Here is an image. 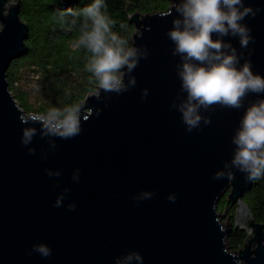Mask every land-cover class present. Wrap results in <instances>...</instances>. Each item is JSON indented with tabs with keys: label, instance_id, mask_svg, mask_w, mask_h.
<instances>
[{
	"label": "water",
	"instance_id": "obj_1",
	"mask_svg": "<svg viewBox=\"0 0 264 264\" xmlns=\"http://www.w3.org/2000/svg\"><path fill=\"white\" fill-rule=\"evenodd\" d=\"M166 1L164 11L128 15L129 46L147 53L131 73L136 85L99 98L94 87L78 103L80 133L53 138V149L39 123H22L39 115L25 114L8 90L5 70L27 51V25L17 0H0V264H115L133 251L142 264H264V225L242 201L252 180L235 168L231 178H213L231 160L244 109L214 106L203 113L211 123L186 131L170 106L183 93L180 57L167 35L181 0ZM245 3L257 10L244 21L252 42L241 49L237 38L224 39L243 52L241 63L249 61L264 76V0ZM257 96L250 93L245 105ZM26 127L37 129L28 146L21 143ZM46 169L60 175L49 176ZM77 169L78 182L72 179ZM65 187L70 191L56 207ZM141 191L153 195L137 202ZM222 196L235 205L232 222L223 225L225 212L216 209ZM69 202L75 209L68 210ZM231 227L245 234L234 251L226 245ZM39 243L51 249L50 256L33 250Z\"/></svg>",
	"mask_w": 264,
	"mask_h": 264
},
{
	"label": "clouds",
	"instance_id": "obj_2",
	"mask_svg": "<svg viewBox=\"0 0 264 264\" xmlns=\"http://www.w3.org/2000/svg\"><path fill=\"white\" fill-rule=\"evenodd\" d=\"M106 8L104 0H92L83 8L69 9L60 16L61 23L77 33L73 48L85 54V70L91 74L89 81L97 87L98 98L101 93L120 94L134 87L136 79L131 73L147 55L146 51L129 46L128 40L114 31L115 21ZM256 11L245 0H181L175 5L177 16L167 33L174 44L173 55L180 57L176 70L183 93L170 106L181 114L186 131L211 123L210 117L203 113L214 106L244 109L232 136L231 160L224 162L214 179L231 178L233 168L245 173L248 180L264 176V95H260L264 94V76L254 73L249 61L243 59L241 63L243 52L224 39L237 38L241 49L248 48L252 37L244 21L254 17ZM250 93L258 94L259 98L245 105ZM147 94V89L143 90L142 98ZM81 112L82 106L66 104L23 119L22 123H39L41 137L48 138L49 146L54 149L53 138L70 139L80 133ZM36 134L35 127H26L21 143L30 145ZM35 151L34 147H28L30 154ZM46 172L49 176L60 175L59 170L46 169ZM72 179L79 181V169L73 172ZM69 191L65 187L57 195L56 207L62 206ZM152 195L150 191H141L135 200L139 202ZM168 199L174 202L176 197L169 194ZM75 207L74 202L67 204L68 210ZM33 250L43 257L51 255V249L43 243L33 245ZM142 261L139 253L133 251L117 257L115 264H142Z\"/></svg>",
	"mask_w": 264,
	"mask_h": 264
},
{
	"label": "trees",
	"instance_id": "obj_3",
	"mask_svg": "<svg viewBox=\"0 0 264 264\" xmlns=\"http://www.w3.org/2000/svg\"><path fill=\"white\" fill-rule=\"evenodd\" d=\"M18 14L27 25L24 40L27 51L12 60L5 70L8 90L25 114L46 113L52 107L78 104L86 94L92 92L94 84L85 70V54L73 48L75 30L62 24L61 13L69 9L79 10L92 0H17ZM106 11L115 21L114 31L128 40L133 31L128 15L134 11L145 14L164 11L166 0H104ZM70 18V17H68ZM123 25V27H121ZM32 77V86L26 87L23 78ZM30 98H32L30 100ZM242 201L255 221L264 225V176L252 180L250 188L243 193ZM217 211L227 209L232 221L235 205H226L222 196ZM264 234V228H263ZM245 234L230 228L226 245L234 251L242 245Z\"/></svg>",
	"mask_w": 264,
	"mask_h": 264
},
{
	"label": "rangeland",
	"instance_id": "obj_4",
	"mask_svg": "<svg viewBox=\"0 0 264 264\" xmlns=\"http://www.w3.org/2000/svg\"><path fill=\"white\" fill-rule=\"evenodd\" d=\"M23 79H24V80H23L24 85H25L26 87L32 86V84H33V79H32V77H30V76H27V77H26V76H25ZM31 99H32V98H30V100H31ZM28 114L36 115L35 113H32V112H30V113H28ZM220 221H221L222 225L225 224V218H224V217H221Z\"/></svg>",
	"mask_w": 264,
	"mask_h": 264
},
{
	"label": "flooded vegetation",
	"instance_id": "obj_5",
	"mask_svg": "<svg viewBox=\"0 0 264 264\" xmlns=\"http://www.w3.org/2000/svg\"><path fill=\"white\" fill-rule=\"evenodd\" d=\"M219 200H220V199H219ZM218 202H219V201H218ZM217 204H218V203H217ZM224 212H225V213H224V216H223V217L225 218V223H226V222H227V223H229V222L231 223L232 221H229V215H228L227 209H225ZM232 217H233V215H232Z\"/></svg>",
	"mask_w": 264,
	"mask_h": 264
}]
</instances>
